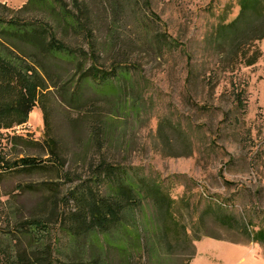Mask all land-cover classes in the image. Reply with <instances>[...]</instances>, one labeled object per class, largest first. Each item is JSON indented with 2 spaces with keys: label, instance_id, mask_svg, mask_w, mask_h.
I'll use <instances>...</instances> for the list:
<instances>
[{
  "label": "rangeland",
  "instance_id": "rangeland-1",
  "mask_svg": "<svg viewBox=\"0 0 264 264\" xmlns=\"http://www.w3.org/2000/svg\"><path fill=\"white\" fill-rule=\"evenodd\" d=\"M0 1L14 9L24 2ZM109 1L117 3L114 18L109 10L105 11ZM123 1L92 0L93 42L105 66L121 51L137 65L134 88L125 90L129 99L137 101L134 112H115L116 97L107 95L99 86L81 84L72 63L47 58L46 66L54 72L55 86L47 79L49 87L40 90L29 81L30 73L23 67L0 60L2 109L31 108L23 123L0 127V252L8 245L28 253L35 248L33 238L21 233L15 224L33 216H50V208L46 207L50 194L56 195V200L62 199L61 209L67 213L74 207L72 200L65 197L70 189L86 185L104 192L105 186L93 176L95 166L103 160L124 167L130 174L157 179L164 189L172 187L171 194L178 199L173 208L189 234L196 229L237 242L203 237L195 242L190 264H264V247L250 241L242 227L244 223L249 232L252 226L247 223L264 224V39L260 41L262 57L258 62L240 66L231 74L219 69L204 36L218 20L213 12L230 2L233 7L228 19H232L239 10L237 0ZM9 15H0V25L7 23ZM112 21L114 42L109 28ZM157 31L177 38L184 45L182 50L175 49L170 57L157 54L148 43L149 34ZM71 34L59 36L73 46L88 47L81 37ZM1 41V50L11 53L12 40ZM16 47L15 52L33 50L21 43ZM188 60L193 74L187 81ZM211 71H215L212 78L216 82L210 90L207 77ZM230 80L239 89L244 88L242 104L234 100ZM72 93H76V108L68 104ZM91 111L114 117L107 119L108 126L97 138L91 136L89 128L95 122ZM44 113H48L59 159L43 140ZM13 135L22 138H12ZM30 163L46 166L20 169ZM210 202L222 203L234 218L228 224L216 221L212 215L203 222L195 221L196 206L201 210ZM154 210L149 201L143 200L126 216L125 224L140 227L145 237V219L156 220ZM47 228L41 231L44 241L53 247L55 264H79L78 258L86 264L96 257L92 246L83 245L85 237L73 243L57 224H48ZM5 234L14 235L15 244ZM117 235L113 229L109 239ZM168 240L172 244L159 246L158 257L151 261L188 264L192 251L189 242L179 243L171 233ZM76 246L84 248V253L79 255ZM141 255H134L132 260L138 262ZM103 256L107 264H120L113 246L106 245ZM141 259L144 264L151 262L146 254Z\"/></svg>",
  "mask_w": 264,
  "mask_h": 264
},
{
  "label": "trees",
  "instance_id": "trees-1",
  "mask_svg": "<svg viewBox=\"0 0 264 264\" xmlns=\"http://www.w3.org/2000/svg\"><path fill=\"white\" fill-rule=\"evenodd\" d=\"M91 2L92 0H24L20 7L14 9L0 1V15L10 14L7 23L0 25V42L2 43V39L12 40L13 44H9L11 48L8 46L11 52L9 54L4 53L0 48V60H10L15 63V66L23 67L25 72L30 73L29 81L40 90L49 87L46 83L47 79L55 86L54 72L46 66L47 58L72 63L79 72L81 84L83 82L93 87L99 86L105 90L107 95L116 97L118 103H116L115 112L118 110L119 113L134 112L138 106L135 103L137 101L129 99L125 90L129 91L130 88H134V74L138 67L132 64L122 51L107 66L100 61L99 52L93 42L95 20ZM237 5L239 10L232 19H228L233 7L230 2L213 12L218 20L211 25L204 36L205 44L216 55L219 69L231 74H234L240 66H252L258 62L262 57L260 41L264 39V0H237ZM107 10L114 18L118 11L117 3L109 1L108 7L105 8L106 12ZM114 23L112 21L109 24L114 38H112L113 42L116 37ZM59 33L67 36L72 33L74 38L81 37L83 44H88V47L82 44L73 46L63 36H59ZM17 43L28 45L33 49L32 52H15ZM148 43L151 47L153 45L157 54H166V57H170L175 49L182 50L184 47L177 38L163 35L160 31L149 34ZM187 64L189 69L186 79L188 81L192 78L193 69L189 60ZM212 74H215V71H211L207 77L210 90L216 82L213 81L214 75ZM229 83L237 104L245 102L243 100L244 88L239 89L235 81L230 80ZM75 101H77L76 93H72L68 104L76 108ZM1 106L2 103H0V127L4 128L23 123L31 109L30 106H26L14 111L11 108L4 110ZM90 115L95 121L89 124L91 136H95L94 138H97L99 133H104L103 127L108 126L107 119L114 118L113 116L106 117L108 115L104 116L105 114H95L93 111ZM43 119L45 126L43 140L50 153L59 159L56 141L50 130L48 113L43 114ZM17 137L22 138L21 135L12 136V138ZM45 166L43 163H30L20 169L30 171ZM93 176L97 178L98 184L105 186L104 192L100 189L93 190L90 186L85 187L86 185L70 189L65 197L67 200H72L74 207L67 213L61 209L62 199L56 200V195L50 194L46 206L47 209L50 208V216H33L27 221H17L16 229L32 237V245L35 248H30V253H28L15 245L10 248H8L9 245L4 246L0 252V264H55L52 257L53 247L47 244L43 237L45 230L48 229L47 225L52 223L57 224L63 234L73 243H77L82 236L87 239L83 245L92 246L96 257L91 261H86V264H107L103 256V249L106 245L113 246L117 251L120 264H144L140 260L145 254L150 262L151 259L158 257L159 246L169 247L172 244L168 240L170 233L179 243L189 242L192 248L188 263L190 264L195 255L196 241L206 236L229 240L202 234L196 229L191 230L189 234L173 208L178 199L171 194L172 187L164 189L161 182L156 181L157 179L143 174H130L124 167L112 165L103 160L95 166ZM180 199L182 200V197ZM143 200L149 201L157 214L156 220L154 217H146L145 237L140 227L125 224L126 216H129L130 211L135 210ZM225 210L220 202H210L201 210H198L196 206L194 219L197 222H203L206 216L212 215L216 221L228 224L234 217L227 214ZM247 224L252 226L249 232L244 223L242 227L250 241L264 247V224ZM113 229L117 230L118 235L116 238L109 239ZM4 236L10 243L15 244L14 235L5 234ZM229 241L237 243L233 240ZM74 248L79 255L85 251L84 248L80 249L78 246ZM136 254H142L140 258H137L138 262L132 260ZM78 260L79 264L85 261L83 258H78ZM150 264L159 263L151 261Z\"/></svg>",
  "mask_w": 264,
  "mask_h": 264
}]
</instances>
